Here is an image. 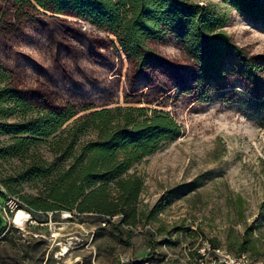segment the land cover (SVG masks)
<instances>
[{"label":"rangeland","instance_id":"rangeland-1","mask_svg":"<svg viewBox=\"0 0 264 264\" xmlns=\"http://www.w3.org/2000/svg\"><path fill=\"white\" fill-rule=\"evenodd\" d=\"M195 1L216 12L220 29L249 55L264 57V18L240 14L226 0ZM16 28L1 31L0 58L18 87L46 94L58 106L100 109L111 102L106 106L166 111L180 133L132 168L143 181L135 226L117 224L120 215L33 210L26 202L43 203L49 177L22 173L37 157L63 163L54 148L84 112L26 155L0 157V185L30 214L22 226L14 224L0 193V264H117L122 254L133 264H219L240 256L241 264H264V107L244 93L231 67L224 68L225 82L210 81L200 101L193 92L182 94L193 69L174 42L152 45L173 73L145 82L112 36L87 22L59 15ZM225 93L231 101L220 100ZM92 138L87 132L78 142ZM9 140L0 134V147Z\"/></svg>","mask_w":264,"mask_h":264},{"label":"trees","instance_id":"trees-1","mask_svg":"<svg viewBox=\"0 0 264 264\" xmlns=\"http://www.w3.org/2000/svg\"><path fill=\"white\" fill-rule=\"evenodd\" d=\"M226 1L240 14L264 18V0ZM59 15L77 18L111 35V44L119 47L138 77H146L145 82L148 77L173 73V66L152 45L174 42L193 69L192 83L184 85L182 94L193 92L205 101L210 81H222L224 68L231 67L230 74L242 83L244 93L264 107V57L249 55L237 45L220 29L222 21L209 6L195 0H0V33L14 31L17 23L21 26ZM8 17H16L17 23ZM225 94L220 100L231 101ZM110 103L100 109L90 104L58 106L46 94L18 87L13 72L0 58V134L10 136L0 147V157L26 155L32 144L53 136L84 112L61 131L65 133L63 143L54 152L63 163L56 166L55 159L37 157L22 173L24 177H49L43 203L26 200L33 210L120 215L119 225L138 223L143 181L132 168L173 141L180 126L166 111L107 107ZM87 132L94 138L78 142ZM0 193L4 199L11 195L6 190Z\"/></svg>","mask_w":264,"mask_h":264},{"label":"built area","instance_id":"built-area-1","mask_svg":"<svg viewBox=\"0 0 264 264\" xmlns=\"http://www.w3.org/2000/svg\"><path fill=\"white\" fill-rule=\"evenodd\" d=\"M0 191H4V189L1 185H0ZM21 205H22V202L17 197L12 196V195H7L4 199L3 211L5 214L7 212L13 213V218H14L15 214L19 210H24L21 208ZM24 211H26V210H24ZM26 213L28 214V218L25 219V222L28 221L29 216H30L29 212L26 211ZM214 251L219 252V249H215ZM226 257H228V256H226ZM229 260L230 261L226 263L225 257H222V259H219V264H241V256L238 258H233V259H229ZM224 261H225V263H224ZM117 264H133V259H132V257H130L126 254H122L118 257ZM144 264H148V263L146 262Z\"/></svg>","mask_w":264,"mask_h":264},{"label":"bare ground","instance_id":"bare-ground-1","mask_svg":"<svg viewBox=\"0 0 264 264\" xmlns=\"http://www.w3.org/2000/svg\"><path fill=\"white\" fill-rule=\"evenodd\" d=\"M26 218H28V214L26 213V211H24V210H19L16 214H15V216H14V218H13V223L14 224H17V225H19V226H22L23 224H24V222H25V219ZM62 255H64L66 252H67V247L66 246H64V247H62Z\"/></svg>","mask_w":264,"mask_h":264}]
</instances>
